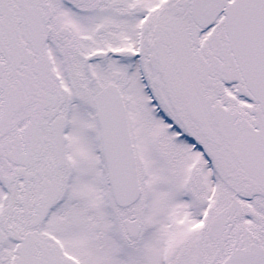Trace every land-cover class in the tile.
<instances>
[{
  "label": "snow or ice",
  "instance_id": "1",
  "mask_svg": "<svg viewBox=\"0 0 264 264\" xmlns=\"http://www.w3.org/2000/svg\"><path fill=\"white\" fill-rule=\"evenodd\" d=\"M0 264H264V0H0Z\"/></svg>",
  "mask_w": 264,
  "mask_h": 264
}]
</instances>
